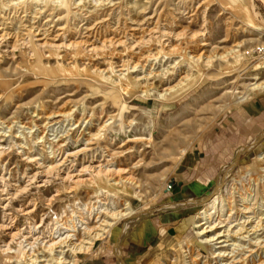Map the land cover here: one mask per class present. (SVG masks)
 Instances as JSON below:
<instances>
[{"label": "bare ground", "instance_id": "6f19581e", "mask_svg": "<svg viewBox=\"0 0 264 264\" xmlns=\"http://www.w3.org/2000/svg\"><path fill=\"white\" fill-rule=\"evenodd\" d=\"M0 1V60H10L15 64V71L21 70L24 76L40 78L45 74L55 85L65 80V77L46 69L52 61H56V64L59 61L66 71L79 69L88 74L87 81L102 90L104 102L101 105L108 103L105 96L110 94L112 98V93L125 94L130 86L140 90L142 96L153 95L156 79H161L163 83L160 95L168 96L166 100L174 102L206 76L202 74L195 78L191 70L193 65L199 67L198 70L215 62H227L226 66L232 67L236 61L245 60L250 53L249 49H243V42L235 41L232 28L226 30L222 43L234 39L233 45L220 44L212 47V33L206 20L209 0H198L197 6H189L193 0H170L176 4L169 25H162L163 10L159 13L154 10L150 14L151 4L162 5L169 0H145L147 7L143 9L142 20L120 18V9L128 8L133 12L135 7L124 3L126 0ZM137 1L140 0H135L134 5ZM240 6L243 7V3ZM61 9H66L63 17L58 14ZM200 15H204L203 25L197 31L193 30L191 26ZM186 16L189 23L183 28L181 20ZM64 18L67 21L65 25H61ZM147 25L153 28L148 29L149 27H145ZM173 27L182 30L175 32ZM155 43L160 45L157 52H163L165 56H179V61L168 66L162 63L157 70L148 69L149 60L137 57V54L152 53ZM119 48L122 50L120 53ZM115 56L120 58V65H105ZM127 57L129 58L126 60ZM246 80L256 82L244 83L243 91L231 90L225 95L238 96V99L244 101L264 92V79L256 75ZM13 89L3 91L0 99ZM74 113L75 110L71 108L60 112H47L42 108L41 113L35 115L37 122L30 129L37 128V132L44 136V131L49 126L72 122ZM95 113L92 110L88 117V133L82 131L75 141V136L71 135L57 136V141H43L45 137L38 135L37 138L31 136L30 139L25 138L23 142H19L17 146L21 152L18 154L26 169L15 182L16 185L12 184L13 178L7 164L2 168L0 166L3 170L0 175V208L2 214L10 220H4L0 225V239L3 243L1 254L7 257L0 264H79L81 257L91 254L99 242L110 244L113 229L118 222L130 220L129 224H133L135 220L147 215H135L130 203H124L123 197L119 196L121 193L141 201L147 197V186L134 176V170L142 166L143 160H138L131 168L119 166L118 160L133 152L140 157L142 154L136 146L120 151L110 150L106 133L110 129L115 130L117 115H110L105 119L96 118ZM94 119L97 121L95 127L92 122ZM76 122L79 127L85 121ZM96 127L98 129L93 133L92 130ZM124 129L125 125L121 131ZM202 130L201 127L199 131ZM81 135L83 137L80 139ZM151 139L152 136L135 138L136 142L144 140L145 145L149 146L154 144ZM33 140L38 145V155L33 153L34 147L28 144ZM80 140L85 142L84 147L68 152L72 142L78 144ZM3 141L0 138V161L8 153L3 147ZM173 149L172 147L171 150ZM181 152L186 153L184 150ZM257 160L262 161L263 156H259ZM250 168L247 174L249 179L238 181L232 193L223 186L221 179L214 192L204 200L207 208L214 209L213 213L205 208L196 216L195 232L211 251L214 261L210 264H264V168L257 161ZM90 171L95 178L86 176ZM90 183L113 196L109 195L97 200V203L82 204L74 209H70L73 206L66 203L63 211L57 213L54 223L47 225L43 224L42 219L39 225L28 223V227L21 230L9 218L12 215L29 219L35 216L38 206L33 203L32 198L36 193L44 196L45 188L49 186L55 190L45 199L48 206L53 207L60 198L57 186L73 192V184ZM180 206L175 205L173 208ZM169 208L162 207L160 211L170 210ZM119 239L122 240L123 237L119 236ZM184 254L186 264H196L189 247Z\"/></svg>", "mask_w": 264, "mask_h": 264}, {"label": "rangeland", "instance_id": "374dc122", "mask_svg": "<svg viewBox=\"0 0 264 264\" xmlns=\"http://www.w3.org/2000/svg\"><path fill=\"white\" fill-rule=\"evenodd\" d=\"M134 1L135 0H126L124 2L129 3V6L135 7L133 12L128 8L120 9L118 11L120 18L123 20L127 18L142 20L144 15L143 9L147 7V4L144 3L145 0H140L135 2L136 5H134ZM209 2L210 8L206 14V20L208 28L212 33V47H216L220 44V46L233 45L234 39L225 44L222 43L226 30L232 28L231 30L235 32V41L243 42V49L246 51L249 49L248 51H250L249 56H247L245 60L236 61L232 67H227V62H215L210 66L203 67V69L200 68V70H198L199 67L193 65L191 70L195 78H198V75L202 74L206 76L200 80L199 84L191 88L186 94L174 102H172L173 100L167 101L166 99L168 96L164 97L160 95L163 83L161 79H156L152 91L153 95L146 94L142 96L140 90L135 86H130L128 92L125 94L112 93V98L110 94L105 96L107 97L108 103L106 105H101L104 102V95L101 94L102 90H99V88L94 87L93 84L87 81L86 78L88 74L79 71V69L66 71L64 66L60 65L59 61H57V64L56 61H52L51 64H48L46 69L53 70L57 72V75L65 77V80H61L59 84L55 85L52 81H49L45 74L40 76V78L32 75L24 76L21 70L15 71V64L10 60H0V95L3 94V91H6V89L14 88L12 92L5 93V97L0 99V138L4 140L2 144L8 152L4 156V160L0 161V166L2 168L4 164H7L10 175L12 174L11 176L13 179L11 181L13 185H16L15 182L19 180L26 169L25 164L21 162V155L18 154L21 150L18 149L17 144L21 141L23 142L25 138L30 139L29 137L31 136H33V138H37L38 135L39 137L43 136V133L37 132V128L30 129L37 122L36 116L41 113L42 108H45L47 112L69 111L70 108L71 110H75L73 116L74 120L72 122L49 126L44 131L43 137L45 138L43 141L46 139L49 141H57V136L61 135H64V137H66V135L75 136V141L82 131L88 133V117L91 111L94 110L96 112V118L101 117L107 119L110 115H117V123L114 125L115 130L113 131L110 129L106 133L110 150L120 151L125 150V148L136 146L142 154L140 157L138 153L133 152L118 160L119 166L127 168H131L138 160H143L141 163L142 166L134 170V176L147 186V197L144 201H141L135 197L124 196V194L121 193L119 196L123 197L124 203H130L135 215L140 216L143 213H147V215L139 220H135L133 224H129L130 220L118 222L113 229L114 237L112 236V241H110L109 244L110 246H107V244L103 242H99L91 254L103 248L111 247L118 258L117 249L119 248L123 253V240L139 223L168 214L169 212L174 213L185 210L187 211L185 217L188 218V223H190V226L186 230V234L182 238H161L149 250V254L145 258L143 264H186L187 258L184 251L187 250L188 247L194 254L193 257H195L196 264H210L214 261L211 257V251L208 246L201 242L199 236H197L195 232L196 216L207 208L204 200L214 192L221 179L223 186L225 188L227 187L232 193L238 181L242 182L243 180L246 181V179H249L247 174L248 171L251 170L250 167L254 162H259L261 168H264V140L257 145V143H254L256 140L255 138L249 140L245 139L240 142L238 146L232 148L229 152V158L224 157L216 173V177L213 180L212 186L206 188L200 197L195 199L193 197L182 198L180 186H178L180 191H178V195H176V169L186 154L190 151L196 153L203 148L205 143L211 144V142H213V144H215L218 140V136L222 134L224 130L223 122L227 120L229 114L241 108L252 99L264 95V92L258 93L244 101L238 99V96L230 97L225 95L226 92L231 90L243 91L242 85L244 83L249 84L256 82L255 80L247 81L246 79L250 76L257 75L262 80L264 79L263 0H209ZM196 3L198 4V0H193L189 3V6H197ZM241 3H243V7L240 6ZM175 4V2L170 0L162 5H157V3L151 4L150 14H152L154 10L158 11V13L163 10V14L161 13L162 25H169V21L174 14L172 10L175 8ZM65 12L66 9H61L58 14L63 17L66 15ZM243 16H245V18ZM187 17L188 16L181 20L183 28L188 26L189 20ZM64 19L60 22L61 25H65L67 20ZM203 22L204 15H200L191 28L197 31L199 27L203 25ZM145 27H149L148 29L153 28V26L148 25ZM172 29L175 32L182 30V28L176 29L174 27ZM153 48L152 53L146 52L144 54H137V57L142 56L144 60H149L148 69L152 70V68H154L157 70L160 65H163L162 63L168 66L179 61V56H165L163 52H157L156 49L160 48L159 44L155 43ZM119 50L120 53L122 50L121 48H119ZM128 58L129 57H127L126 60ZM119 60L120 58L115 56L107 61L105 65H120ZM39 117H41V115ZM79 120L85 122L78 127L76 126V121ZM92 122L95 127L97 121L94 119ZM123 125H125V129L121 131ZM201 127L203 130L200 132L199 129ZM97 129V127L93 128L92 132L95 133ZM83 135H81L80 139ZM150 136H152L153 140H151L154 143L153 145L150 144V146L145 145L146 141L144 140H138L137 142L135 140V138H149ZM81 141L82 140H80L78 144L72 142L68 152L71 153L82 149L85 142ZM28 144H30L32 148L34 147L33 153L36 155H38V153L40 154L37 147L38 145H35L34 140ZM172 144L179 149H176ZM172 147L174 148L173 150H171ZM27 148H29V146H27ZM181 150L186 151V153H182ZM219 154L221 153L218 152V154L212 155L211 159L220 157ZM200 155L202 156L203 154ZM259 156H263L262 161L257 160ZM2 171L3 170L0 169V175ZM93 174L94 173L90 171L86 173V176H93V178H95ZM197 177H194V180ZM193 182L194 181L191 180V183ZM18 185L22 184L18 183ZM57 187L60 189V200L58 199L56 203L53 204V207H49L48 202H46V199L50 197L55 190L54 187L49 186L45 188L46 190L44 189V196L36 193L32 198L33 203L38 206L35 216H32L30 219L20 215L9 216L16 228L21 230L26 229L28 223L39 225L42 219L45 225L54 223V220L57 219V213L63 211L66 203L73 206L72 208L69 206L70 209H74L82 204L97 203V200L101 198L109 195L113 196L94 183L87 185L73 184V192H68V189L63 186ZM48 190L50 191L48 192ZM190 201L195 202L188 203ZM179 204L182 207L173 208L175 205ZM1 206L0 201V207ZM162 207H170V210L160 211ZM207 209L209 213H213V208ZM4 220L10 221L2 214L0 208V225L5 222ZM128 226H130V228L126 231ZM125 231L126 233L123 235ZM119 236L123 237L121 241L117 239ZM1 242L2 239H0V262H3L7 257L1 254V246H3ZM118 261L120 264L124 262L123 255L122 262H120V260ZM123 264H125V262Z\"/></svg>", "mask_w": 264, "mask_h": 264}, {"label": "crops", "instance_id": "0c3cea01", "mask_svg": "<svg viewBox=\"0 0 264 264\" xmlns=\"http://www.w3.org/2000/svg\"><path fill=\"white\" fill-rule=\"evenodd\" d=\"M223 129L215 144L213 142L205 143L203 148L196 153L190 151L183 158L176 169V195L180 191L178 188L180 186L182 198L200 197L206 188L212 186L221 162L224 157L229 158L232 148L238 146L245 139L255 138L254 143L257 145L264 140V95L252 99L229 114L227 120L223 122ZM218 152L221 153L220 157L214 156L215 159H211L212 155H216ZM194 177L197 178L194 180ZM191 180L194 182L191 183ZM193 202L195 201L188 203ZM186 212L185 210L169 212L139 223L123 240V253L120 251L119 254L120 249H117L118 258L111 247L103 248L94 254L82 256L79 264H120L118 260L122 262V255L125 264H143L149 250L161 238H182L186 234V230L190 226L188 218L185 217ZM117 239L120 240L119 237ZM107 246L110 245L107 244Z\"/></svg>", "mask_w": 264, "mask_h": 264}]
</instances>
